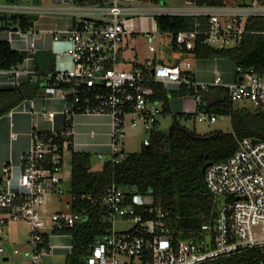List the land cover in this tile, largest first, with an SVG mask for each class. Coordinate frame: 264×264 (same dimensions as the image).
Returning a JSON list of instances; mask_svg holds the SVG:
<instances>
[{"label":"built area","instance_id":"obj_1","mask_svg":"<svg viewBox=\"0 0 264 264\" xmlns=\"http://www.w3.org/2000/svg\"><path fill=\"white\" fill-rule=\"evenodd\" d=\"M177 1L180 3L169 5L168 0H52L55 8L47 9L34 0H0V42L25 55L22 63L11 67L0 57V88L15 89L27 82L51 85L65 102L61 112L33 115L31 145L21 164H4L1 264H47L46 259L57 249L67 250V264L73 251L69 230L95 215L107 232L94 241L81 264H206L251 250L264 256V141L253 138L239 139L232 157L207 167L205 183L219 208L214 222L204 225L196 237L175 239L169 215L152 189L141 193L114 181L99 198L70 193L65 211L46 210V203L63 196V184L71 182L77 114L111 118L109 150L97 158L119 164L130 154L126 150L128 130L143 128L148 138L142 148L148 147L151 133L164 116L154 85L163 84L168 91L187 89L180 96L179 111L187 120L191 117L211 124L222 120L223 116L200 110L203 94L212 87L226 88L233 104L264 111V75L255 68L235 66L234 79L229 82L215 69L213 80L203 82L194 76L188 59L176 65L147 59L136 65L125 58L124 45L129 47V37L136 35H143L150 53L157 52L155 41L160 33L172 37L177 51L193 57L199 41L216 49L235 48L257 32L249 27L250 20L264 19V0ZM46 13L68 14L74 20L72 27L54 36L56 42L69 46V68L58 65L55 71L41 72L28 67L38 52L34 18ZM161 17L190 18L192 26L177 34L162 32ZM137 20L149 21L152 30L136 33ZM123 64L131 68L121 69ZM121 221L132 223V228L118 231L115 225ZM12 224L28 227L25 238L15 243L6 238ZM58 238H68L71 243L58 245Z\"/></svg>","mask_w":264,"mask_h":264},{"label":"trees","instance_id":"obj_2","mask_svg":"<svg viewBox=\"0 0 264 264\" xmlns=\"http://www.w3.org/2000/svg\"><path fill=\"white\" fill-rule=\"evenodd\" d=\"M158 23L162 32L174 34L192 26V20L184 17H161ZM249 27L257 32L248 35L240 46L216 49L199 41L194 57L200 60L228 59L235 66L255 68L264 75V19L250 20ZM0 57L5 60L6 67H11L22 63L25 55L0 42ZM154 87L163 105V117L172 113L170 96L179 97L188 92L186 88L168 91L163 84ZM42 88L40 83L27 82L13 91L0 92V117L10 113L25 99L36 98ZM200 110L229 117L232 131L201 135L183 124V118L177 114L169 132L157 127L150 135L148 147L129 154L119 164L105 161L99 171H93L92 154L73 152L71 193L99 198L113 181L120 187H134L141 193L152 189L169 215L176 240L200 235L204 225L214 222L219 208L218 199L206 186L204 167L232 157L238 149L239 139L264 141V111H253L231 103L226 88L212 87L204 93ZM83 207L90 206L83 204ZM69 231L73 234V251L67 264H81L90 255L94 241L107 232V227L95 215L89 222L78 224ZM263 259L258 250H251L206 264H262Z\"/></svg>","mask_w":264,"mask_h":264},{"label":"crops","instance_id":"obj_3","mask_svg":"<svg viewBox=\"0 0 264 264\" xmlns=\"http://www.w3.org/2000/svg\"><path fill=\"white\" fill-rule=\"evenodd\" d=\"M34 1L40 7L47 9L55 8L52 0V4H49L47 0ZM34 20L37 29L36 47L38 49L35 56L37 55L38 57L35 60L32 59L28 67L32 68L35 66L41 72L55 71L58 65L65 68L71 67V58L67 54L68 44L63 41L56 42L54 36L57 32L65 31L72 27L74 22L72 16L63 13H46L35 17ZM171 48L179 55V58L170 65H176L184 61L185 56L193 57L192 55L177 51L173 46V41H171ZM138 56L139 54H136L135 57L137 58L134 60L136 65L138 62L141 64L147 59L165 62L164 59H157L156 57L140 59ZM198 62V70L194 72V76L199 81H212L215 69L221 72L225 81L229 82L234 79L235 65L228 59H198ZM44 88H46L44 96H37L32 100L25 99L10 113L0 117V177L3 174V167L6 162L10 161L13 165L19 166L22 155L30 148L33 115L43 111L61 112L64 108L65 102L62 93L57 91L54 94L51 85ZM172 98L171 109L176 114L181 115L179 112L181 107L180 96ZM56 122L58 124V121ZM73 123L75 132L73 150L75 153L86 152L92 155L95 154L96 156L99 153L107 154L111 142L112 122L110 117L106 115L77 114L74 117ZM24 238L25 235L22 239Z\"/></svg>","mask_w":264,"mask_h":264},{"label":"rangeland","instance_id":"obj_4","mask_svg":"<svg viewBox=\"0 0 264 264\" xmlns=\"http://www.w3.org/2000/svg\"><path fill=\"white\" fill-rule=\"evenodd\" d=\"M49 4H52L51 0H47ZM169 5L177 3L179 4L177 0H168ZM162 5H165V2H161ZM136 24L138 25V28L134 29L136 33L140 32H147L151 31L152 27L150 25V22L147 20H137ZM170 36V35H169ZM171 38L164 34H158L157 39L155 41V45L157 47L156 53H150L148 50V45L143 37V35H136L129 37V47L125 46V58L127 60H135L137 57L136 54H139L138 58L140 59H146V58H154L157 59H164L165 64L170 65L173 63L176 59L179 58V55L174 52L171 48ZM132 48H135V50H132ZM37 55L33 56V59H37ZM191 56H185L183 60L188 59L192 63V70L193 72H196L198 70L199 62L198 59ZM210 63V62H207ZM131 66L129 64H123L121 65V69H129ZM19 69H22L20 67ZM46 93V88H42L40 90V93L38 96H44ZM173 99V98H172ZM172 110V109H171ZM176 112L172 110V113L162 117L160 120L159 130L163 132H169L174 119H175ZM182 123L188 126L190 129L196 130L199 134H209L214 131H223V132H231L232 131V125L229 117L223 116L221 121H218L217 123L211 124L210 122H199L197 119H182ZM148 138V133L141 127L135 128V129H129L127 134V144H126V150L128 153H138L142 150V142L144 139ZM108 157V155H105ZM70 158V156H69ZM93 162H92V170L93 171H99L102 166L103 162L97 159V156L93 154ZM71 182L67 181L63 184V189L65 191V194L61 197H56L51 199L46 203V210L51 212L55 211L57 209L65 211V203L67 201H70L71 196ZM60 200L62 201L60 203ZM223 200V197H222ZM132 223L130 222H117L115 225V228L118 231H124L129 230L132 228ZM28 232V227L26 225H17L12 224L9 226V229L7 231V240L11 243H15L18 240H22L23 236L26 235ZM58 245H67L71 243V240L68 238H58L55 240ZM67 250L65 249H57L55 252V255L53 257H49L46 259L47 264H65L66 262V256H67ZM1 256H0V264H1Z\"/></svg>","mask_w":264,"mask_h":264},{"label":"water","instance_id":"obj_5","mask_svg":"<svg viewBox=\"0 0 264 264\" xmlns=\"http://www.w3.org/2000/svg\"><path fill=\"white\" fill-rule=\"evenodd\" d=\"M13 90H14V88H0V92L13 91ZM210 165H211V163L207 164V165L204 167V169H203V172H204V173H205L207 167L210 166ZM0 182H1V177H0Z\"/></svg>","mask_w":264,"mask_h":264}]
</instances>
